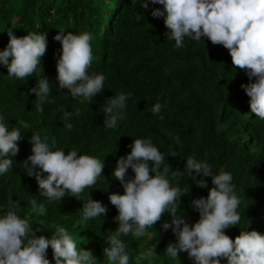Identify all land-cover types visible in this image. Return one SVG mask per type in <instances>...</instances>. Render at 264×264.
Masks as SVG:
<instances>
[{"label": "trees", "instance_id": "16d2710c", "mask_svg": "<svg viewBox=\"0 0 264 264\" xmlns=\"http://www.w3.org/2000/svg\"><path fill=\"white\" fill-rule=\"evenodd\" d=\"M139 3L140 0H0V50L7 44L8 29L17 36L43 32L46 49L41 66H55L60 43L53 37L58 30L86 31L93 37L89 71L105 76L104 89L89 103H82L80 98L69 96L67 89L62 91L56 86L51 92L54 100L46 104L51 110L34 130L42 138L54 137L56 146L65 151L75 148L101 158L102 176L80 193V199L66 193L60 201L50 200L40 194L34 176L23 168L22 161L28 154L22 145L11 157L12 167L0 175V203L9 196L18 201V214L29 219L37 229L36 235L48 237L58 227H64L78 241V247L91 250L96 264H112L103 254L107 236L117 227L113 219L117 210L108 193H121L123 188L111 173L116 159L130 151L127 145L133 137H150L166 155L164 163L183 173L169 179L181 190L188 189L180 196L178 206V214L181 212L187 222L195 221L199 215L191 200L206 196L211 186L210 177L195 173L190 177L185 172L184 159L194 154L206 160L214 171L223 168L231 176L248 180L235 190L241 200L237 207L241 220L225 228V234L232 238L247 227L264 233V120L249 110V98L241 87L249 82L245 70L232 64L223 45L213 44L207 37L199 41L185 37L183 47H173L175 42L168 39L163 17L151 15L152 8L162 9V5L149 0L145 9ZM0 86H4L0 89V107L10 102L15 106L26 104L31 99L26 81L9 76L3 64ZM117 92L130 95L122 110L123 118L118 119L116 127L108 128L103 124L102 109L105 98ZM157 102L162 105L161 112L153 114L151 107ZM65 111L72 113L71 123L82 127L65 128ZM173 136L179 137V143ZM170 149L177 155L167 154ZM127 175H133L131 168ZM199 179L207 181V187L198 186L195 181ZM87 194L106 206L102 217H83L81 206ZM31 200H36L35 208ZM167 219L168 213L140 236L131 232L121 235L129 264H194L184 251L178 252V259L166 254V245L175 240L171 229L161 227ZM153 244L155 252H150ZM46 254L51 262L50 246ZM218 259L226 264V258Z\"/></svg>", "mask_w": 264, "mask_h": 264}, {"label": "clouds", "instance_id": "9594fccd", "mask_svg": "<svg viewBox=\"0 0 264 264\" xmlns=\"http://www.w3.org/2000/svg\"><path fill=\"white\" fill-rule=\"evenodd\" d=\"M162 5L152 8L151 15L163 17L168 39L173 47L184 46V38L202 40L207 37L213 44L223 45L231 62L245 70L249 82L241 87L248 96L251 113L264 120V0H150ZM143 8L149 0H140ZM8 41L0 50V64L7 74L26 81V91L31 94L28 103L15 106L9 103L0 107V175L13 165L11 159L22 145L27 147L23 168L34 176L41 195L60 201L66 193L80 199L85 188H91L102 176L101 158L78 152L75 148L65 151L56 146L54 137H41L34 128L45 121L54 100L53 89H67V94L81 102L92 101L104 89L105 76L89 71L93 59L89 32L58 30L53 39L60 43L59 55L53 63L41 66L46 49L43 32L29 31L17 36L7 30ZM4 86H0L2 90ZM63 91V90H62ZM130 93L117 92L105 98L102 112L105 127L114 128L123 118L122 110ZM34 101V104H30ZM162 105H152L151 112L160 114ZM79 115V109H76ZM71 112H64V127L79 128L70 122ZM46 117V118H45ZM163 119L162 115H159ZM171 135V133H166ZM179 143V137H172ZM31 147V152H30ZM130 149L116 159L112 175L119 180L123 191L109 192L108 199L115 206L117 222L113 234L107 236L103 254L112 264H129L127 245L121 235L133 236L145 233L161 216L169 219L161 227L171 229L175 236L166 247V254L178 259V252L187 253L194 264H221L218 258H226V264H264V233L255 229H240L230 238L223 231L241 220L237 211L239 200L235 190L246 178L231 176L223 168L214 171L203 159L189 154L184 159V170L191 177L200 174L211 178L207 187L204 179L195 182L207 187V195L194 197L191 206L198 212V219L189 223L181 212L180 196L188 191L174 186L169 176L183 175L164 163L166 155L158 150L150 137H133L127 145ZM30 153V154H29ZM167 154L176 156L175 150ZM113 164V165H114ZM131 168L133 175H127ZM46 174V175H43ZM30 204L36 207V200ZM19 202L8 197L0 203V264H96L91 250L78 247V241L64 228L58 227L50 236L36 235L29 219L18 214ZM85 218L102 217L107 208L99 200L87 194L81 206ZM52 249V261L47 258V248ZM155 245L149 249L154 251ZM143 256L141 257V259Z\"/></svg>", "mask_w": 264, "mask_h": 264}, {"label": "bare ground", "instance_id": "6f19581e", "mask_svg": "<svg viewBox=\"0 0 264 264\" xmlns=\"http://www.w3.org/2000/svg\"><path fill=\"white\" fill-rule=\"evenodd\" d=\"M16 97V96H15Z\"/></svg>", "mask_w": 264, "mask_h": 264}]
</instances>
